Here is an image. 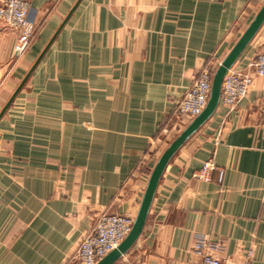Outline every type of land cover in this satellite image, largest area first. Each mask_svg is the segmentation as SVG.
Instances as JSON below:
<instances>
[{"label": "crops", "instance_id": "obj_1", "mask_svg": "<svg viewBox=\"0 0 264 264\" xmlns=\"http://www.w3.org/2000/svg\"><path fill=\"white\" fill-rule=\"evenodd\" d=\"M263 5L30 0L35 34L20 57L17 31L0 23V264H74L102 213L135 218L158 159L194 119L177 101ZM260 50L264 20L232 67ZM200 240L226 262L264 264V77L234 109L220 100L177 149L141 233L112 264H199Z\"/></svg>", "mask_w": 264, "mask_h": 264}, {"label": "built area", "instance_id": "obj_2", "mask_svg": "<svg viewBox=\"0 0 264 264\" xmlns=\"http://www.w3.org/2000/svg\"><path fill=\"white\" fill-rule=\"evenodd\" d=\"M29 10L30 0H0V23L18 33L15 57H20L26 51L35 34V25L29 18ZM213 75L208 67L196 73L190 86L176 103V112L179 115L193 119L204 110L210 97ZM255 76L264 77V50H260L245 67L228 69L221 87L222 104L229 110L234 109L248 95ZM204 166L217 170L219 182L223 181V167H217L212 159L206 161ZM134 219L128 212L102 213L95 226L83 234L67 262L97 264L126 238ZM218 247V243L200 240L195 243L192 251L199 258V264H251L250 254L242 263L224 261L213 253Z\"/></svg>", "mask_w": 264, "mask_h": 264}, {"label": "water", "instance_id": "obj_3", "mask_svg": "<svg viewBox=\"0 0 264 264\" xmlns=\"http://www.w3.org/2000/svg\"><path fill=\"white\" fill-rule=\"evenodd\" d=\"M264 20V5L261 10L258 12L257 16L245 31L240 40L236 43L234 48L231 50L229 55L223 60L218 66L217 70L213 75L211 93L208 100V103L204 110L197 115L178 135L177 137L169 144V146L162 153L160 158L158 159L152 173L150 175L148 185L144 192L143 198L140 203V207L138 209L137 215L134 219V223L130 233L126 236V238L120 243V245L107 254L104 258H102L97 264H112L117 258L125 254V252L130 248L133 242L137 239L139 234L141 233L144 223L146 221L147 214L149 212V208L151 206L154 193L157 188V184L162 175V172L167 165L168 161L177 151V149L185 142L186 139L190 137L204 122H206L216 110L220 97H221V87L223 83V79L229 68L232 67L233 63L241 53V51L245 48L251 38L254 36L259 26ZM13 97L8 102V105L11 103ZM7 105V106H8ZM7 106L5 108H7ZM5 110V109H4ZM3 110V112H4ZM2 112V113H3ZM1 113V114H2Z\"/></svg>", "mask_w": 264, "mask_h": 264}]
</instances>
